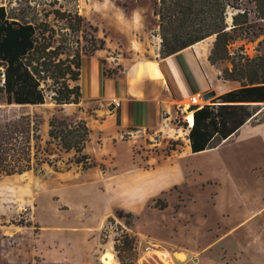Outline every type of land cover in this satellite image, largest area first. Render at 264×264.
I'll return each mask as SVG.
<instances>
[{
  "label": "rangeland",
  "instance_id": "1",
  "mask_svg": "<svg viewBox=\"0 0 264 264\" xmlns=\"http://www.w3.org/2000/svg\"><path fill=\"white\" fill-rule=\"evenodd\" d=\"M15 1L0 0V5H15ZM154 1L77 0L79 12L98 27L97 35L106 41V48L83 56L93 63L95 70L98 67L114 75V71L118 73L122 69L121 61L127 54L118 47L124 38L116 30L131 27L124 13L134 10L151 38L154 39L152 34L156 37L158 18L152 12ZM239 6L252 9L247 0ZM231 11L228 8V13ZM250 18L264 26L252 13ZM227 21L230 24L229 17ZM130 38L137 41L135 47L140 44L138 37L130 35ZM227 48L231 54L242 51L253 57L264 53V35L238 38ZM223 67L230 68V62H219L212 70L219 75ZM87 77L83 71V84ZM220 82H224L223 79ZM238 86L236 82L230 88ZM215 93L213 98L219 95ZM210 100L201 97L200 103ZM109 103L93 92L77 105L63 106L61 112L49 98L35 106L0 103V115L4 119L38 113L42 120L40 134L44 139L47 120L52 114L84 118L91 128V140L85 150L96 161V166L83 169L67 164L65 155L57 168L44 165L41 173L0 174V264H119L113 243L114 238L121 237V227L136 239L135 251H129L126 256L127 264H200L199 260L212 249L216 253L220 251L214 241L220 237V224L225 222L232 226L244 222L237 229V235L241 239L251 238L244 247L240 246L243 255L239 254V261H247L248 256L255 262L264 260L260 233L253 231H261V227L264 230V135L257 131L260 128L249 133L244 131L235 139L230 137L216 151L192 155L185 148L189 105L184 113L171 119L174 126L162 123V136L156 133L138 144L139 136L129 141L127 135L118 133L119 128L114 123L105 119L115 109V106L110 108ZM258 107L251 124L264 121V104ZM257 135L262 138L243 141ZM171 147L177 152L170 150ZM190 161L194 166L189 165ZM210 162H218L220 167L201 169ZM223 166L242 188L239 192L243 202L235 200V207L224 192L220 197ZM221 181L225 183L226 179L221 178ZM156 199L160 204L165 202L166 207H153ZM222 205L234 207L235 214L223 218ZM119 212L132 213L130 225L126 226V218L120 217ZM252 214L256 218L254 226L248 221ZM108 217H113L114 221H108ZM262 238L264 241V235ZM179 253L184 254L185 259L180 260ZM211 256L216 257L215 253Z\"/></svg>",
  "mask_w": 264,
  "mask_h": 264
},
{
  "label": "trees",
  "instance_id": "2",
  "mask_svg": "<svg viewBox=\"0 0 264 264\" xmlns=\"http://www.w3.org/2000/svg\"><path fill=\"white\" fill-rule=\"evenodd\" d=\"M242 1H154L160 57L213 35L209 62L216 66L229 61L231 67L221 68L218 77L239 83L193 111L187 133L192 153L214 148L230 138L264 104V53L249 57L242 51L231 54L227 48L238 38L264 35V26L250 18L252 13L264 25V0H247L252 9L240 8ZM97 31L98 27L79 12L77 0H16L15 5H0V103L33 106L49 98L60 112L64 105L79 104L82 58L103 49L106 43ZM104 73L113 75L108 70ZM41 124L38 113L6 119L0 115L1 175L41 173L44 165L57 168L65 155L67 164L83 169L96 166L85 150L91 128L84 118L52 114L47 120L46 139L40 134ZM158 202L156 199L152 206L166 207L165 202ZM118 215L126 218V226L131 224V212ZM108 221H114L113 217ZM121 231V237L114 238L113 248L119 263L127 264L126 256L135 251L136 239L124 227Z\"/></svg>",
  "mask_w": 264,
  "mask_h": 264
},
{
  "label": "crops",
  "instance_id": "3",
  "mask_svg": "<svg viewBox=\"0 0 264 264\" xmlns=\"http://www.w3.org/2000/svg\"><path fill=\"white\" fill-rule=\"evenodd\" d=\"M124 16L131 22L130 29L124 31L116 30V33L121 34L124 38L122 44L118 45V47L127 54H123L124 60L121 61L122 69L113 76H106L104 71L98 70V67L95 70L93 63L83 57L79 84L81 86L82 98H87L93 92L94 94L97 93V96L108 99L110 102L109 107L111 104L115 106V109L108 113L105 119L114 123L119 128L118 133L120 135H127L129 141L135 135L139 136L136 141L138 144L142 141H147L148 138H152L156 133L162 136V132H164V126L160 127L162 123L164 125H169V123L173 125L171 119L179 113H184L187 101L192 95L200 94L202 96L203 93L209 90H215L217 94H220L231 89L230 86L236 83V81H229V83L222 82V89H220V81L222 79L220 80L218 74L212 70L214 65L208 60L209 52L206 57L200 58L191 45L169 56L160 57V36L156 34L155 37L152 34L154 39L151 38V34L145 30L144 23H141V18L136 16L134 10L124 13ZM130 35L138 37L140 44L137 47L134 45V42L137 43V41H133ZM152 41L154 44H152ZM151 46L154 47L152 50ZM104 47L106 48V43ZM83 71H86V75L88 76L85 84L81 82ZM223 81L226 82L228 80ZM210 101L207 103H210ZM256 128L262 129H257V131L262 132L264 135V121L258 124H251L249 120L232 136L235 139L240 133L244 131L249 133ZM175 130L178 129L175 128ZM188 132L189 128H186L185 134L187 135ZM255 137L262 138L261 135H257L243 139V141H249ZM186 140L188 142L187 137ZM262 141L264 142L263 138ZM224 142L226 140L214 148L198 153L216 151L223 146ZM185 148L192 155L198 154L190 151L188 143ZM172 151L177 152V149ZM189 165L194 166L191 161ZM209 166L220 167V164L218 162H210L206 168L201 169H208ZM193 170L191 169L192 172ZM222 172L223 174H221ZM221 173L220 197L224 192L227 197L231 198L232 204L235 207L236 202L243 199L240 198L241 192H239L242 191V188L236 184V180L230 170L225 169L223 166ZM225 174L226 176H224ZM221 178H225L226 182L221 181ZM234 207L222 205L221 210H223V213L221 216L223 218L231 217L229 215L235 214ZM242 208L246 209L245 207ZM238 210H240V207H238ZM255 220L256 218L253 217V214L248 217V221L252 222V226L256 223ZM241 225L232 226L226 222L221 223L220 237L214 241V246H220V251L216 253L212 249L206 257L203 256L199 260L200 264H264V260H257L255 262L250 260L249 256L247 261H239L243 255L240 246L244 247L246 245L245 242L251 240L249 236L247 239H241L237 235V229ZM260 226L262 225L260 224ZM261 229V231H253L260 233V246L264 247L262 238L264 235L263 227ZM256 247L262 249L258 246ZM213 253L216 255L214 259L211 256ZM239 254L241 257H239Z\"/></svg>",
  "mask_w": 264,
  "mask_h": 264
},
{
  "label": "bare ground",
  "instance_id": "4",
  "mask_svg": "<svg viewBox=\"0 0 264 264\" xmlns=\"http://www.w3.org/2000/svg\"><path fill=\"white\" fill-rule=\"evenodd\" d=\"M214 38V36L212 35V36H208V37H206V38H204L203 40H200V41H198V42H196V43H194V45L192 44L191 45V47H193V49H194V51L195 52H197V54H198V56L200 57V58H204V57H206V55L208 54V52H209V49H210V44H211V40ZM211 50V49H210ZM211 52V51H210ZM82 78H83V75H82ZM81 78V79H82ZM81 82H82V80H81ZM223 83H229V81H224ZM221 85H222V83L220 82V89H222L221 88ZM42 105V104H41ZM35 106V105H34ZM186 120H188L189 121V123L192 125V122H193V114H192V112L191 111H189L188 113H187V115H186ZM45 132H46V130H45ZM155 246H157L156 244H155ZM167 254V253H166ZM166 254H165V256H166ZM164 255V254H163ZM169 258V257H168ZM178 258L179 259H181V260H183V259H185V255L184 254H182V253H179L178 254ZM169 260V259H168ZM168 263V262H167Z\"/></svg>",
  "mask_w": 264,
  "mask_h": 264
},
{
  "label": "water",
  "instance_id": "5",
  "mask_svg": "<svg viewBox=\"0 0 264 264\" xmlns=\"http://www.w3.org/2000/svg\"><path fill=\"white\" fill-rule=\"evenodd\" d=\"M215 95V91L214 90H209L205 93L202 94V98L203 99H209V98H212L213 96ZM114 105L111 104L110 105V108H113ZM197 108V105L196 104H191L189 105V107L187 108L188 111H194L195 109Z\"/></svg>",
  "mask_w": 264,
  "mask_h": 264
},
{
  "label": "built area",
  "instance_id": "6",
  "mask_svg": "<svg viewBox=\"0 0 264 264\" xmlns=\"http://www.w3.org/2000/svg\"><path fill=\"white\" fill-rule=\"evenodd\" d=\"M201 95L200 94H196V95H192L189 100L187 101V106L190 104H199L200 103V99H201ZM199 106H202L201 103ZM186 128H189L191 126V124L189 123L188 120H186Z\"/></svg>",
  "mask_w": 264,
  "mask_h": 264
}]
</instances>
